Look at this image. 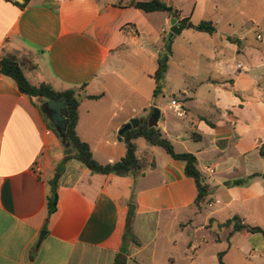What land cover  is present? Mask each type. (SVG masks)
<instances>
[{
	"label": "crops",
	"instance_id": "0c3cea01",
	"mask_svg": "<svg viewBox=\"0 0 264 264\" xmlns=\"http://www.w3.org/2000/svg\"><path fill=\"white\" fill-rule=\"evenodd\" d=\"M132 1L28 0L21 7L25 0H0V54L15 57L33 85L46 83L57 92L81 89L77 134L102 165L125 157L124 138L118 141L123 125L133 119L140 125L152 108L158 109V128L178 153L197 157L209 195H220L219 203L210 202L212 211L198 222L203 208L195 205L197 187L185 175V164L164 156L157 151L161 147L142 138L134 140L136 178L93 172L71 160L55 183L64 147L44 109L46 101L28 97L12 78L2 76L0 264H115L118 257L125 264H176L179 239L189 250H199L190 264H204L199 252L206 241L198 240L203 230L216 235L219 244L227 243L216 252L213 264H219L221 252L226 264H231L232 251L264 258V241L249 242L261 233L233 232V225L221 226L239 216L264 229V178L235 184L264 173L260 154L264 149V89L253 73L260 64L250 53L251 66L239 63L231 70L225 62L227 50L240 54L247 39L219 34L216 27L214 34H208L213 42L208 50L197 52V67L185 74L176 90L170 88L167 73L164 96L155 100L153 75L172 16L145 13L133 7ZM163 1L181 12L180 24L183 18L195 24L191 14L198 0L193 1L191 14L182 8L183 0ZM257 38L263 41L261 34ZM238 70L246 77L237 75ZM166 89L173 95L168 105L163 104ZM140 139L147 143L145 147L139 146ZM255 156L261 158L259 169L254 167ZM36 165L41 172L35 171ZM155 173V178L148 175ZM53 182L59 199L56 212L48 216L47 196ZM131 204L133 215H129ZM128 217L141 246L124 241ZM135 221L147 226L148 240L141 239ZM166 230L171 234L161 238L167 246L159 249L161 231ZM174 232L180 236H173Z\"/></svg>",
	"mask_w": 264,
	"mask_h": 264
},
{
	"label": "trees",
	"instance_id": "16d2710c",
	"mask_svg": "<svg viewBox=\"0 0 264 264\" xmlns=\"http://www.w3.org/2000/svg\"><path fill=\"white\" fill-rule=\"evenodd\" d=\"M27 1L28 0H25V3L21 5V7H24ZM15 3L18 4L16 1ZM131 5L145 13L166 12L170 16L177 19H179L181 16V12L179 10L168 5L163 0H133ZM181 23L183 24L184 28H192L195 31L210 35L214 34L217 30L214 23L210 20H204L198 24H192L189 18H183L181 19ZM174 39L175 37L171 39H169V36L164 37V47L158 54V68L153 75L155 80L153 98L155 100L161 96H164L169 63L173 56ZM2 76L12 78L16 82L20 92L30 98H41L45 101L50 99H65L66 108L64 117L66 126L62 133L55 129L64 147V158L57 169V173L59 175L64 172L65 165L69 161L77 160L93 172L101 174H116L120 176L132 175L134 178H136L139 173L135 168H132L133 162L137 161V147L134 143V140L142 138L153 146H159L163 148L172 159L181 161L185 164V175L192 178L195 181L197 187V197L195 200V205L197 207H201L202 203L209 195L210 186L208 185L204 175L198 169L197 157L194 154L188 152L178 153L175 150L172 142L164 135L162 130L158 128L157 123L160 117L158 109L152 108L150 114L142 124L124 133L123 138L126 144L125 157L117 163L102 165L94 158L90 145L87 142L81 140L77 134L79 106L81 103V89H69L63 92H57L51 87V85L46 83H42L39 86L33 85L27 79L21 63L15 57L0 54V77ZM100 97L101 96H88L87 98L98 99ZM260 154L264 157V149L261 148ZM255 177L264 178V173H254L246 179L236 181L235 184L247 185L250 180ZM58 199V186L53 182L47 196L48 216H51L56 212ZM131 202H134V190L132 192ZM131 221L132 217H128L124 241L125 243L126 241H132L137 246H141L137 237L133 233ZM230 225H233V232H238L245 229L251 233H261L264 235L263 228L249 225L245 223L239 216H234L221 226ZM223 255V252L219 253V264H226L223 260ZM115 264H125V261L118 257L115 261Z\"/></svg>",
	"mask_w": 264,
	"mask_h": 264
},
{
	"label": "rangeland",
	"instance_id": "374dc122",
	"mask_svg": "<svg viewBox=\"0 0 264 264\" xmlns=\"http://www.w3.org/2000/svg\"><path fill=\"white\" fill-rule=\"evenodd\" d=\"M193 1L194 0H183L181 3L183 9L190 10L188 11L190 14L194 11ZM215 6H217V8ZM191 20L195 24L204 20H211L215 27H217L219 34H230L232 37L244 36L247 39L244 50L240 54H237L234 53L233 50L228 49L225 62L228 66L232 67L231 70H236V66L239 63L245 66H251L248 54L253 53L256 58V60L254 59L255 63L260 64L257 72L253 73H256L258 77H260L261 86L264 89V0H198L196 9L191 14ZM258 34L263 36V41L257 38ZM212 43L211 36L197 32L191 28H186L182 34L176 35L174 39V54L170 60L168 69V83L170 84L171 89L176 90L181 86V82L186 77L185 74H190L191 71L197 67L199 60L197 52L208 50L209 45ZM238 71L241 72L236 73L237 75L242 73L243 76L246 77L243 70ZM241 81L242 83H245L246 78H241ZM187 84H190V81H188ZM172 98L173 95L170 90L166 89L163 104L168 105ZM138 144L140 147H145L147 143L140 139ZM157 149V151H160L164 156H168L163 148ZM152 162L153 160H151L148 165H145L146 168H149ZM253 162L254 167L259 169L261 166L260 156H255ZM148 175H150V177L153 176V178L156 177V173ZM150 177L147 178L149 179ZM148 179H141L140 181L144 182L148 181ZM219 198H221L220 195L208 196V202L205 205L202 204L203 213L198 217V222L203 221L206 213L212 211L213 208L211 203H216V200ZM135 224L141 230V239L148 240L149 229L147 226L139 221H135ZM168 233L171 234L168 230L161 231V236L158 240L159 249L167 246V243L161 237ZM186 234L188 233L185 232V235ZM173 236L179 237V232H174ZM216 237L217 236L213 233L205 230L198 234V240L204 238L206 241L199 252L200 258L204 261V264H213L216 260V252L225 248L227 245L225 240L222 241V244H219L215 240ZM238 241L245 242L247 239L238 237ZM263 241L264 235L256 234L249 242L256 245L261 244ZM198 251L199 250H197V252L189 250L186 245H182V242L179 239L178 246L175 249V257L177 259L176 264H190V260L196 257ZM231 257V264H264V258L256 259L239 252L235 253L232 251ZM161 261L165 262V259L164 261L161 259Z\"/></svg>",
	"mask_w": 264,
	"mask_h": 264
},
{
	"label": "water",
	"instance_id": "95a60500",
	"mask_svg": "<svg viewBox=\"0 0 264 264\" xmlns=\"http://www.w3.org/2000/svg\"><path fill=\"white\" fill-rule=\"evenodd\" d=\"M183 29H184V26L178 22V19L175 17H172L171 29L169 32V39L173 38L176 35H180ZM65 108H66L65 99H62V100L50 99V100H47L44 104V109L51 112V116L49 118H50V121L54 129H56L60 133L64 131L65 126H66V121L64 117ZM138 126H139L138 119H133L129 123L123 125V127L119 131L118 141H122V137L126 131H129ZM136 167H137V161H134L132 164V168H136ZM58 178H59V174L56 175L55 183L58 182ZM134 210H135V206L131 204L129 215H133ZM44 235H45V232L41 234V237L38 242V246L41 244Z\"/></svg>",
	"mask_w": 264,
	"mask_h": 264
},
{
	"label": "built area",
	"instance_id": "2783aa9c",
	"mask_svg": "<svg viewBox=\"0 0 264 264\" xmlns=\"http://www.w3.org/2000/svg\"><path fill=\"white\" fill-rule=\"evenodd\" d=\"M258 38L261 39V36H259ZM241 67H242L241 65L238 66V68H241ZM175 108H176V110L179 112V115H183V111H182V109L180 108L179 105L176 104V105H175ZM35 171H36V172H41V168H40V166L36 165V166H35ZM216 203L218 204L219 201H217Z\"/></svg>",
	"mask_w": 264,
	"mask_h": 264
},
{
	"label": "flooded vegetation",
	"instance_id": "af4514ba",
	"mask_svg": "<svg viewBox=\"0 0 264 264\" xmlns=\"http://www.w3.org/2000/svg\"><path fill=\"white\" fill-rule=\"evenodd\" d=\"M49 116H51V112H49Z\"/></svg>",
	"mask_w": 264,
	"mask_h": 264
}]
</instances>
